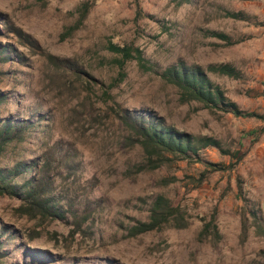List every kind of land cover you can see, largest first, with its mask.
I'll return each mask as SVG.
<instances>
[{
  "label": "rangeland",
  "instance_id": "1",
  "mask_svg": "<svg viewBox=\"0 0 264 264\" xmlns=\"http://www.w3.org/2000/svg\"><path fill=\"white\" fill-rule=\"evenodd\" d=\"M0 32L10 46L0 62V94L9 98L0 118L32 115L36 123L0 155V168L48 158L49 192L84 219L72 237L73 222L24 215L20 200L0 197V264H264V0H0ZM110 42L141 49L154 70L135 61L120 70ZM178 62L201 66L259 117L183 103L161 77ZM222 64L240 77L211 70ZM113 109L155 114L231 155L208 147L200 157L216 166L178 160L139 171L143 151ZM158 196L180 214L132 236Z\"/></svg>",
  "mask_w": 264,
  "mask_h": 264
},
{
  "label": "trees",
  "instance_id": "2",
  "mask_svg": "<svg viewBox=\"0 0 264 264\" xmlns=\"http://www.w3.org/2000/svg\"><path fill=\"white\" fill-rule=\"evenodd\" d=\"M88 10V4H85V15ZM229 16L235 19H247L244 13H229ZM8 29L13 30L16 35L22 37L20 30L10 27ZM213 35L223 40L229 39L224 34L213 33ZM9 47V45L0 44V62H8L10 58ZM108 50L119 56L117 64L120 70H123L126 63L131 61L137 62L144 71L154 70L152 65H148L143 51L133 45H120L110 42ZM59 64L60 67L68 68L67 61H61ZM211 70L230 77H240L239 72L230 64L211 67ZM120 76L124 78V72H121ZM161 77L165 82L179 89L183 103L197 101L207 107L219 109L236 117H259L255 112L240 109L236 102L226 96L219 85L213 83L207 72L199 65L189 66L185 62H178L167 67L162 72ZM106 94L109 93L106 91ZM8 99L5 94H0V104ZM113 111L129 130L130 135L128 138L131 145L133 147L139 146L143 151L145 163L139 165V171L156 170L178 160L199 161L209 166H216L202 160L200 157V150L208 147H215L222 153L231 155L230 151L222 147L220 141L208 136H193L168 125L163 118L155 114L116 109H113ZM34 118L32 115L28 117L0 118V155L9 146L19 145L26 141V134L34 131L36 125ZM238 154L236 153L233 157L240 160L241 157H238ZM49 163L48 158L36 161H16L10 168H0V197L8 196L20 200L19 210L24 215L34 218L39 217L43 221L60 220L70 224L73 222L72 224L75 227L71 230V236L75 237L83 233L84 219L79 221L78 219H82V217L78 216L77 211L67 208L61 203V200H58L49 192L51 184ZM34 170H37L38 176L26 178L27 174ZM21 179H23L22 182ZM178 214H180L179 207L172 205L168 198L158 196L150 210L149 221L139 222L132 227V236L160 229L164 224L169 223L171 219L177 217ZM210 228V224L205 227L206 231H209ZM5 230L0 233V259L7 255L6 250H4L5 242L2 239L6 233ZM43 258L45 259V256ZM15 264L36 263L18 262Z\"/></svg>",
  "mask_w": 264,
  "mask_h": 264
}]
</instances>
